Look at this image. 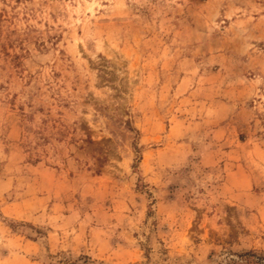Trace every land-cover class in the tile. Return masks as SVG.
I'll list each match as a JSON object with an SVG mask.
<instances>
[{"label":"rangeland","instance_id":"rangeland-1","mask_svg":"<svg viewBox=\"0 0 264 264\" xmlns=\"http://www.w3.org/2000/svg\"><path fill=\"white\" fill-rule=\"evenodd\" d=\"M0 264H264V0H0Z\"/></svg>","mask_w":264,"mask_h":264}]
</instances>
